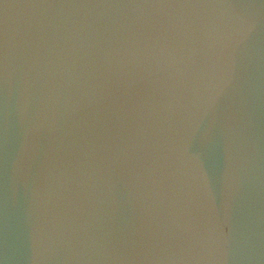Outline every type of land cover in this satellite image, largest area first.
<instances>
[{"label":"water","instance_id":"1","mask_svg":"<svg viewBox=\"0 0 264 264\" xmlns=\"http://www.w3.org/2000/svg\"><path fill=\"white\" fill-rule=\"evenodd\" d=\"M0 264H264V0H0Z\"/></svg>","mask_w":264,"mask_h":264}]
</instances>
